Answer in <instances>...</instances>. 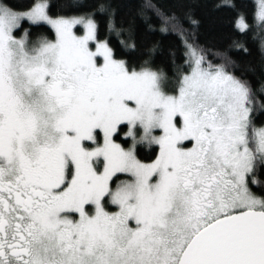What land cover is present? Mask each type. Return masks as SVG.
<instances>
[{"label": "snow or ice", "instance_id": "1", "mask_svg": "<svg viewBox=\"0 0 264 264\" xmlns=\"http://www.w3.org/2000/svg\"><path fill=\"white\" fill-rule=\"evenodd\" d=\"M0 264H264V0H0Z\"/></svg>", "mask_w": 264, "mask_h": 264}, {"label": "trees", "instance_id": "2", "mask_svg": "<svg viewBox=\"0 0 264 264\" xmlns=\"http://www.w3.org/2000/svg\"><path fill=\"white\" fill-rule=\"evenodd\" d=\"M13 3H26L28 2V0H12ZM54 2H60V0H54ZM238 2L242 3L244 5V7L249 10L252 15H254V9H255V5L256 2L255 0H238ZM222 17L225 16V14H221ZM230 37V29L229 26L227 25V23L225 22V24L223 25V27L219 30L217 37H216V42L219 44H224L228 41ZM260 39L259 34L258 33H254L249 37L248 43L255 47L256 46V42ZM114 43H116L115 39L113 40ZM169 43H177V41L175 40H171L169 41ZM122 128H126V126H121ZM116 139H119V136L116 137ZM124 139H122L121 136V142H123ZM125 145H127L128 141H124L123 142ZM154 151V150H153ZM138 152L139 155L144 158V159H148L151 156V150L149 148H145L144 146H138Z\"/></svg>", "mask_w": 264, "mask_h": 264}, {"label": "clouds", "instance_id": "3", "mask_svg": "<svg viewBox=\"0 0 264 264\" xmlns=\"http://www.w3.org/2000/svg\"><path fill=\"white\" fill-rule=\"evenodd\" d=\"M141 146H144L145 148H148V145H147L146 142L143 145H141Z\"/></svg>", "mask_w": 264, "mask_h": 264}, {"label": "rangeland", "instance_id": "4", "mask_svg": "<svg viewBox=\"0 0 264 264\" xmlns=\"http://www.w3.org/2000/svg\"><path fill=\"white\" fill-rule=\"evenodd\" d=\"M255 2H256V0H255ZM122 126H126V125H122ZM127 127V126H126ZM122 139H124V137L122 136Z\"/></svg>", "mask_w": 264, "mask_h": 264}]
</instances>
